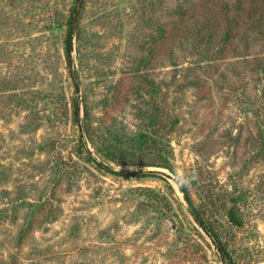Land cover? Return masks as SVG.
Listing matches in <instances>:
<instances>
[{
  "label": "rangeland",
  "instance_id": "1",
  "mask_svg": "<svg viewBox=\"0 0 264 264\" xmlns=\"http://www.w3.org/2000/svg\"><path fill=\"white\" fill-rule=\"evenodd\" d=\"M260 6L0 0V264H264Z\"/></svg>",
  "mask_w": 264,
  "mask_h": 264
},
{
  "label": "trees",
  "instance_id": "2",
  "mask_svg": "<svg viewBox=\"0 0 264 264\" xmlns=\"http://www.w3.org/2000/svg\"><path fill=\"white\" fill-rule=\"evenodd\" d=\"M250 10H252V8ZM260 10H259L260 16L261 17H264V6H260ZM251 14H252V11H249L247 13L248 16H251ZM66 47H67V50L69 51L70 48H71V35L68 36L67 43H66ZM72 76H73V79H74V82H75L76 90H78L79 89V78H78V75H77L76 72L73 71L72 72ZM78 112H79V109H78Z\"/></svg>",
  "mask_w": 264,
  "mask_h": 264
},
{
  "label": "water",
  "instance_id": "3",
  "mask_svg": "<svg viewBox=\"0 0 264 264\" xmlns=\"http://www.w3.org/2000/svg\"><path fill=\"white\" fill-rule=\"evenodd\" d=\"M81 2H82V0H79V5L81 4ZM79 12L77 11V14H78Z\"/></svg>",
  "mask_w": 264,
  "mask_h": 264
}]
</instances>
